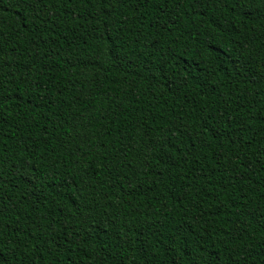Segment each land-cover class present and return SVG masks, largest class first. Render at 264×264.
<instances>
[{
    "label": "trees",
    "instance_id": "16d2710c",
    "mask_svg": "<svg viewBox=\"0 0 264 264\" xmlns=\"http://www.w3.org/2000/svg\"><path fill=\"white\" fill-rule=\"evenodd\" d=\"M0 264H264V0H0Z\"/></svg>",
    "mask_w": 264,
    "mask_h": 264
}]
</instances>
